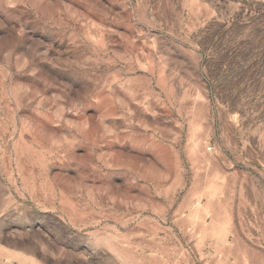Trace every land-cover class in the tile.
Segmentation results:
<instances>
[{"label": "rangeland", "instance_id": "374dc122", "mask_svg": "<svg viewBox=\"0 0 264 264\" xmlns=\"http://www.w3.org/2000/svg\"><path fill=\"white\" fill-rule=\"evenodd\" d=\"M0 264H264V0H0Z\"/></svg>", "mask_w": 264, "mask_h": 264}]
</instances>
